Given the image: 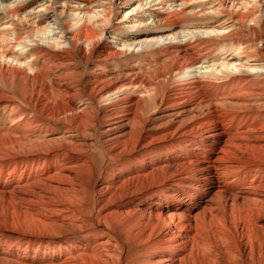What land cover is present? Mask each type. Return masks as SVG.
Listing matches in <instances>:
<instances>
[{
    "label": "bare ground",
    "instance_id": "6f19581e",
    "mask_svg": "<svg viewBox=\"0 0 264 264\" xmlns=\"http://www.w3.org/2000/svg\"><path fill=\"white\" fill-rule=\"evenodd\" d=\"M132 1L0 2V264H264V0Z\"/></svg>",
    "mask_w": 264,
    "mask_h": 264
},
{
    "label": "rangeland",
    "instance_id": "374dc122",
    "mask_svg": "<svg viewBox=\"0 0 264 264\" xmlns=\"http://www.w3.org/2000/svg\"><path fill=\"white\" fill-rule=\"evenodd\" d=\"M22 1L23 0H19V1L18 0H0V2L5 3V4H9V5L10 4H15L17 2H22ZM141 1L142 0H134L130 4H128L127 6L122 7L121 10H120V7H118L116 9L115 15L113 17L114 22H116V23H124L125 22L126 25L129 27V28L127 27L125 33H123L121 35L118 32L120 38H125L127 41H134V40L139 39V38H145V36L142 33L143 31H145L147 29L150 31V27L151 26L149 24H150L151 21L147 20L148 17H147V14H146L148 12V10H149L148 7H145V9L142 8L141 10L137 9V12L130 13V15L126 18V20L124 19V21H122L124 16H125L124 9L125 10L128 9V8L133 9ZM251 1L253 2V0H251ZM190 4L194 5V6H197V5L198 6H200V5L203 6L204 5V7H210L211 6L213 8V10L218 11L219 14L215 15L212 19L209 20V22H214V24L215 23L218 24V23L222 22L223 20H226V17H227V15H228V13L230 12L231 9H236V8L238 10L241 9L240 6L236 7V8H231V3H229V2H225V4H222L221 0H190ZM58 8L61 9L60 6H58ZM153 8L154 7H151L150 9H153ZM75 13H76V11L68 9L67 13L65 15V20L66 19H70V20L72 19L73 22H77L76 18H78V16L76 17L75 15H73ZM53 14L54 13H50L45 18V21L43 23L44 25L49 22V19L51 18V16ZM143 14H144V19H146V20L138 19V17H142ZM70 15L71 16L73 15V16L71 17ZM36 17H37V14H36V16H34V18H36ZM11 23H12V21L10 19H8L7 17L5 18L4 17V13L0 12V29H2V28H12L13 26H12ZM58 26H59V24H55V27H58ZM175 30H176V28H173V29H171L168 32H173ZM56 31L60 32V29H56ZM152 34L154 36L158 35V34H156V32L152 33ZM58 36H60L59 33H58ZM109 36H110L109 37L110 41L113 42L114 44H117V40L121 41V39H119V38L117 39V38L114 37V36H116V34L110 33ZM120 94L122 96L123 95H128V96L132 97L134 100H136V98H138V96H142V97L144 96V94L140 91V87H135V88L125 87V88L122 89ZM115 98H117V96H115ZM22 111H23V108L22 107H18L16 105H10L8 107L0 106V136L7 137V136H10V135H15V132H17L18 129H19V128L17 129V126L20 125L23 122V120H21V119H24V117L20 116V115H22ZM14 124H15V126H14ZM54 128H55V126H53L52 128L49 127V128H45V129L50 131V130H52ZM20 130L22 131V130H24V128H21ZM57 131H59V130H57ZM100 151L101 150L98 149L97 152L99 153V156L102 157V154H101L102 151L101 152ZM21 158L22 157H20V158L17 157V159H21ZM8 180H9L8 181L9 183L8 182L7 183L9 185H12L14 183V181H12L10 179H8ZM0 206H1V204H0Z\"/></svg>",
    "mask_w": 264,
    "mask_h": 264
}]
</instances>
